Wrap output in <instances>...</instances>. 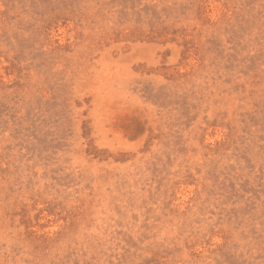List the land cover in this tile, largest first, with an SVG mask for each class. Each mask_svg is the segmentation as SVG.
<instances>
[{
    "label": "rangeland",
    "instance_id": "obj_1",
    "mask_svg": "<svg viewBox=\"0 0 264 264\" xmlns=\"http://www.w3.org/2000/svg\"><path fill=\"white\" fill-rule=\"evenodd\" d=\"M0 264H264V0H0Z\"/></svg>",
    "mask_w": 264,
    "mask_h": 264
}]
</instances>
